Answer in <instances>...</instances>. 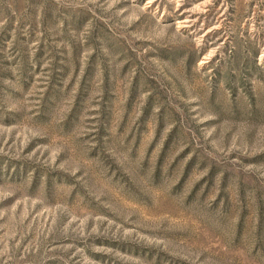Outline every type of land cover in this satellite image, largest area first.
<instances>
[{
	"label": "rangeland",
	"instance_id": "1",
	"mask_svg": "<svg viewBox=\"0 0 264 264\" xmlns=\"http://www.w3.org/2000/svg\"><path fill=\"white\" fill-rule=\"evenodd\" d=\"M0 264H264V0H0Z\"/></svg>",
	"mask_w": 264,
	"mask_h": 264
}]
</instances>
